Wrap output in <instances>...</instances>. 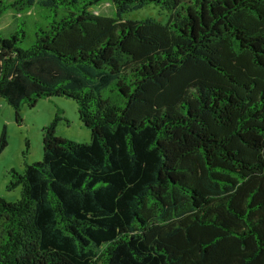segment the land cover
Returning <instances> with one entry per match:
<instances>
[{"label":"trees","instance_id":"1","mask_svg":"<svg viewBox=\"0 0 264 264\" xmlns=\"http://www.w3.org/2000/svg\"><path fill=\"white\" fill-rule=\"evenodd\" d=\"M9 13L0 100L17 116L73 100L93 137H59L58 116L44 159L11 171L0 264H264V0H0Z\"/></svg>","mask_w":264,"mask_h":264},{"label":"rangeland","instance_id":"2","mask_svg":"<svg viewBox=\"0 0 264 264\" xmlns=\"http://www.w3.org/2000/svg\"><path fill=\"white\" fill-rule=\"evenodd\" d=\"M96 13L114 16L115 9L112 4L106 3ZM145 15L159 18L158 10H141L128 17L136 19ZM1 21L0 26L3 27L12 24L15 22L14 14L9 13ZM58 116L59 137L79 143L92 141V132L82 124L78 105L73 100H41L35 108H23L19 116L6 100H0V143L5 132L8 136V147L0 152V199L15 202L21 199V188L15 191L7 188L11 179L10 173L13 169L24 172L27 164L44 159L43 136Z\"/></svg>","mask_w":264,"mask_h":264}]
</instances>
